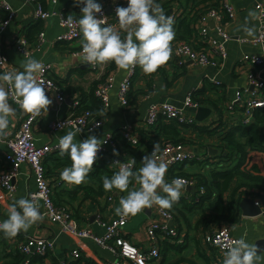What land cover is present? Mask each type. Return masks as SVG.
<instances>
[{
  "label": "crops",
  "instance_id": "obj_1",
  "mask_svg": "<svg viewBox=\"0 0 264 264\" xmlns=\"http://www.w3.org/2000/svg\"><path fill=\"white\" fill-rule=\"evenodd\" d=\"M7 1L15 9V13L12 19L3 27L0 34V42L8 55L7 64L9 68L12 71H22V63L27 57L35 58L40 62L42 60L49 61L51 63L52 74L61 82L66 94L65 98L58 99L52 91L45 87L46 95L52 100V104L49 106L47 115L37 118L33 123L34 135L37 142L58 139L68 131L75 130L76 127L73 125H64L52 131L48 124L50 120L57 116L76 111L73 101L76 98L80 100L84 92L83 99L85 103L89 102L90 95L88 91L94 79L99 74H104L105 71L106 73L110 71L114 74V80L109 89L110 104L106 109H103L102 115H100L102 122L94 129L88 130L78 126L81 131L77 133L76 142L83 141L89 136H95L100 139L108 130L118 131L120 124L127 120L134 121L137 127H143L145 126L146 108L150 101L166 98L180 104L186 91L194 85L197 87L201 86L203 77H207L216 86L211 88L207 83L198 94L201 98L200 104L208 105L210 111L202 119H198L195 117L197 108L187 110L190 109L187 107L185 109L193 113L194 121L189 124H177L179 132L184 136V145L189 149H195L198 155H200L198 159H203L207 154L218 151L217 145L221 141L223 127L221 123L214 129L211 126L215 125L219 120L217 118L219 117L220 109L222 119H225L222 113L226 99L236 86H240L246 81L245 69L247 67L243 63H240L242 52L244 50L260 51L264 48L263 44L243 40L242 37L246 36L245 33L237 31L238 27L244 24L246 20L249 21V26L254 27L256 31L258 18L254 0H229L233 7V14L226 19L225 26L230 32V37L226 41L227 53L220 68L216 69L212 65L197 64L192 61L189 63L185 62V66L182 67L184 68L183 72L179 73L167 84L164 75L167 74L170 77L174 70H179V67L172 64L171 60L164 66L165 72L158 70L151 75H145L139 67H136L131 89H134L135 86H140L143 90L135 93V100L129 101V104L125 105L119 101L117 86L119 80L127 72L118 69L114 63L104 65L101 73L96 72L88 64H85L82 61V56L73 52L83 42L82 33L80 37L76 38L66 40L56 39V34L61 29L58 11L65 10L67 13L80 18L83 5L75 6L73 0H45L41 4L55 11L43 18H34L32 16L33 8L40 1ZM100 1L108 6L107 8L109 9V5L118 0ZM207 1L204 0L195 5L194 9L198 12L204 9ZM190 2L189 0L188 3ZM122 3L127 7V0H122ZM171 3L173 11L179 14L183 6H180L177 0H171ZM5 13L6 9L0 6V14ZM250 13L253 15L250 16ZM208 23L213 25V20L209 18ZM109 25L117 26L118 20H113ZM19 29H22L24 33L29 35H26V37H28L30 42L31 39L35 38L37 31L43 29L45 39L42 41L40 47L33 48L28 54H25L12 43L16 31ZM214 79H218V82H215ZM146 80L151 81L152 86L149 90L145 91ZM213 99L216 100L217 104L212 101ZM9 102L17 110L16 117L10 121L8 132L11 134L25 113L20 106H17L11 100ZM260 132L264 140V122L260 124ZM7 148L8 146L5 141L0 142V151H5ZM119 148L133 157L131 150L125 149L121 144ZM205 149H208L207 154ZM210 158L216 160L217 156ZM206 164L208 163H204L203 165L191 163L186 168L183 161L179 163V168L188 172L201 171L206 174V169L204 168ZM219 164L223 163L220 162ZM45 166L47 177L53 185V196L72 208L73 215L81 225H87L92 227L96 232H102L103 225L96 220V217L101 214L104 216L116 215L115 208L119 207L121 197L126 196L127 193L114 190L111 192V197L107 196L109 192L105 190L101 193H96L94 191L96 183H94V179L91 177H87L86 184L94 185L93 188L76 187V185L65 183L60 179V173L65 167L71 166V160L67 154L62 156L60 151L54 150L49 153L45 158ZM168 171L166 173V180L167 182H171L168 177ZM262 171L264 172V166L262 167ZM208 176H210V173ZM13 180L15 188L11 195L3 203L0 202V220L2 222L7 219L9 206L20 198H29L28 191L35 187L33 172L30 165L25 161L19 164L18 171ZM191 186L187 185L186 188L191 190ZM136 187L135 182L130 185V189ZM229 190L230 188L225 190L224 198L228 197ZM187 193L189 194L185 195V192L182 191L180 200L172 208L174 215L169 222L176 226V236L173 235L162 239L159 257L149 264H157L158 261L160 263L177 261V264H223V259L215 257L216 247L209 242L206 235L224 222L228 223L235 235L239 237L244 236L247 242L255 243L258 246L261 259L257 264H264V216L260 212L244 214L239 207V217L234 221L201 219V212L211 210L216 195L196 202L197 199L194 192L189 191ZM261 193L263 194L264 201V191H261ZM37 201L40 204V212L44 216V219L33 225L27 232L22 233L52 237L53 244L46 253L33 254L30 264H59L58 260L65 257L73 247H79L82 250V256L70 258L69 264H99L112 256L111 251L95 243L91 237L76 235L68 229H63L60 221L50 220L42 212L43 205L41 199H37ZM152 218L164 219L157 206L146 209L136 216H129L123 228L132 241L139 245L147 246L148 239L145 233V225ZM179 237L181 240H178ZM14 241L15 238L8 239L4 237L3 233H0V264L12 256L9 248L14 246ZM7 264H13V262Z\"/></svg>",
  "mask_w": 264,
  "mask_h": 264
},
{
  "label": "built area",
  "instance_id": "obj_2",
  "mask_svg": "<svg viewBox=\"0 0 264 264\" xmlns=\"http://www.w3.org/2000/svg\"><path fill=\"white\" fill-rule=\"evenodd\" d=\"M95 2L102 5L103 16L107 17V22L117 19L115 9L118 6L121 7L118 1L109 5V9L100 0H95ZM0 6L6 9L5 14H0L1 34L5 24L14 16L15 9L7 0H0ZM254 6L257 9L258 18L256 31L253 36H243L242 39L264 45V0H254ZM54 11V9L44 7L41 2H37L33 8L32 16L34 18H43ZM58 14L61 29L56 34V39L66 40L80 37L81 31L78 24L69 25L65 23L67 16L71 13L59 10ZM232 14L233 7L229 0H208L204 9L200 10L194 19L193 24L196 28L197 36H192L191 39H174L171 45V58L179 63L190 59L194 63L209 64L219 69L227 53L226 41L230 37V32L225 26V21ZM71 15L76 21L79 20V17L76 15ZM169 15L174 20L176 13L173 11ZM97 18H101L100 14H97ZM209 18L213 20V25L208 23ZM44 39L45 32L43 29L37 31L35 38L31 39V42L23 30L19 29L16 31L12 43L17 49L28 54L33 48L40 47ZM198 41H200V44H198ZM82 43L79 44L76 50H73L74 53H78L81 56ZM0 60H2L0 61V73L12 71L7 64L8 55L1 42ZM41 63L44 65L42 79L46 84L45 87L52 91L58 99L65 98L66 94L61 82L52 74L51 63L45 60H42ZM240 63H243L247 67L245 69L246 81L240 86H236L224 103L222 114L225 119H222L221 115L223 130L227 127L225 125L237 119L243 122L250 121L254 114V108L258 105H264V48L260 51L244 50L240 56ZM89 66L98 73H101L104 68V66L99 65ZM134 70L122 76L117 86L119 101L125 105L129 104L127 93L131 86V76ZM97 79L94 92L99 97L103 109H106L110 104L109 89L112 86L114 74L109 71L105 76L99 74ZM214 81L218 82V79H214ZM195 87L197 86L194 85L186 91L180 104L166 98L150 101L146 108L145 126L143 127H148L149 124L153 123L160 113L165 118L175 119L180 124H189L194 121L193 113L187 110H194L200 104L199 94L197 93L196 96L193 93ZM78 102L79 99L76 98L73 101V105L76 107ZM16 105L19 106L18 104ZM187 107L190 109L186 110L185 108ZM101 122L102 117L100 115L96 114L90 107H83L78 111L53 118L48 125L52 131L64 125L81 126L91 130ZM33 123L34 121L27 114H24L17 127L5 140L8 148L3 152L5 166L0 170V202L3 203L11 195L15 188L13 177L18 171L19 164L25 161L30 165L35 180V187L28 191V197L35 200L41 199L43 205L42 212L50 220L60 221L63 229H68L76 235L89 236L95 243L112 252L111 257H108L106 261L99 264H149L157 259L160 255L162 239L173 235L176 236L177 234L176 226L169 222L173 218V211L171 210L165 215L158 208L164 219L152 218L147 222L145 225V233L148 239L147 246L135 243L126 234L123 227L129 216L98 215L96 220L103 225V231L100 233L94 231L90 226L81 225L73 215L72 208L53 196V185L46 174L44 158L54 150L60 151L58 144L61 137L50 141L37 142L34 135ZM139 128L134 121L127 120L120 124L118 131H106L100 139L101 142L103 140H107V142L102 143L97 157L106 156L111 166L118 170L120 164L116 161L124 164L131 163L133 157L119 148L120 139L118 133L131 141L134 147H144L145 142H139ZM159 136H156L154 143L149 145V152L151 153L154 145L158 144L160 149L158 155L163 158L168 166L184 159L200 157L195 149L187 148L183 141L161 140ZM113 149L119 152L118 156H113ZM177 177L185 179L188 182L187 185L196 183V177L193 174H176L170 180ZM136 188H138V185ZM199 190H203V185H199ZM183 191L185 195L189 194L187 193L189 192L187 188ZM107 196L111 197L112 193H109ZM195 198H197L196 195ZM254 199L260 206L259 212L264 216V203L257 196H254ZM0 222L2 221L0 220ZM17 236L14 241L15 245L24 255L17 264H30L33 254H44L53 244V238L44 235L26 233L23 238H18ZM206 238L216 247L215 257L224 259L223 245L240 237L232 232L228 223L224 222L208 232ZM178 240H181V238L179 237ZM81 256L82 250L79 247H73L65 257L58 260V263L69 264L70 258H79Z\"/></svg>",
  "mask_w": 264,
  "mask_h": 264
},
{
  "label": "clouds",
  "instance_id": "obj_3",
  "mask_svg": "<svg viewBox=\"0 0 264 264\" xmlns=\"http://www.w3.org/2000/svg\"><path fill=\"white\" fill-rule=\"evenodd\" d=\"M73 3L75 6L83 5L82 15L76 21L70 14L65 23L78 24L83 36L81 47L85 64L104 66L114 63L125 72L139 67L145 75H151L166 66L171 59V45L175 38L174 21L170 15L165 14L156 0H127V7H116L117 26L107 24L102 5L95 0H73ZM97 14L101 18H97ZM237 31H243L251 37L255 29L246 20ZM22 69L0 73V142L9 136L10 121L17 114L10 100L18 104L33 121L47 115L52 104L42 79L44 65L35 58L27 57L22 63ZM80 131L79 127L68 131L59 139L58 144L60 154H67L71 160V166L62 170L60 179L77 186L87 182L98 158L97 153L102 143L107 142H101L95 136L76 142ZM159 151L158 144H155L152 152L143 156L142 167L136 171H133L136 163L134 159L129 164L116 161L120 164L119 170L111 177H103V189L106 192L116 190L127 193L121 197L119 207L115 208L117 216H136L153 206L167 215L180 200L188 182L179 177L167 182L168 164L158 155ZM112 154L118 156L119 152L113 149ZM133 182L138 188L130 189ZM43 219L37 200L20 198L9 206L7 219L0 222V233L12 239ZM223 248V264H257L261 259L258 246L247 242L244 236L230 241Z\"/></svg>",
  "mask_w": 264,
  "mask_h": 264
},
{
  "label": "trees",
  "instance_id": "obj_4",
  "mask_svg": "<svg viewBox=\"0 0 264 264\" xmlns=\"http://www.w3.org/2000/svg\"><path fill=\"white\" fill-rule=\"evenodd\" d=\"M41 3H44L45 0H38ZM182 11L179 14H176L174 18L173 28L175 31V38L191 39L192 36H197V31L194 26V19L197 16L196 9L194 6L199 4L204 0H177ZM121 7H125V4L122 3V0H118ZM163 9L165 7L171 6V0H156ZM194 9V10H193ZM113 20L107 22L109 25ZM29 36L27 33H25ZM200 44V41H198ZM171 63L179 67V70H174L170 77L166 74L164 78L168 84L173 78H175L179 73L183 72L185 62H177L175 59L171 58ZM159 70L165 72L164 67H161ZM106 71L102 76H105ZM131 76V83L133 81V76ZM98 79H94L92 86L90 87L88 93L90 95V101L85 103L84 95L80 98L76 111L80 110L83 107H90L96 114L102 115L103 107L99 97L94 92V86ZM209 84L211 88H214L216 84L213 81L203 77V82L201 86L195 87L193 93H199L204 89L205 84ZM151 81L146 80V90L151 88ZM143 88L140 86H135L134 89H131V86L128 90L127 96L128 101L135 100V93L142 91ZM134 93V94H133ZM198 98L201 100L200 96ZM216 103V100H212ZM217 104V103H216ZM218 106V105H216ZM219 119V120H218ZM217 123L211 128H216L221 122V109L219 117L217 118ZM264 122V105H258L254 108V114L250 121L243 122L240 119L233 121L232 123L225 125L227 126L221 133V141L218 146V151L216 153L207 154L208 149H205L206 157H216V160H212L214 163H218L219 166L211 164L209 167L210 176L206 175L201 171L188 172L181 170L179 168V163L182 161L174 162L168 166V177L169 179L176 174L190 175L193 174L196 177V183L192 185L191 190L188 188V191L194 192L197 196L196 202L202 201L204 199L210 198L212 195H216L213 201L211 210L206 212L202 211L200 214L201 219L209 220H223V221H234L239 217V199L243 195L257 196L263 201V194L261 191H264V172L262 167L264 166V140L260 132V124ZM178 122L175 119H167L161 113L158 115L156 120L149 124L148 127H140V138L139 142H145L144 147H134L128 139L123 137L118 133L120 144L127 150L132 151L134 160L136 161L133 166V171L138 170L142 167V158L143 156L150 154L149 145L154 143L156 136H159L161 140L170 139L173 141H184V136L178 130ZM211 131V130H210ZM0 151V170L4 168L3 153ZM46 158V157H45ZM44 158V162H45ZM187 160V159H186ZM223 164H219V163ZM176 164V165H175ZM118 171L117 168L111 166L108 163L106 156H101L97 159L93 166V170L89 173L88 177L94 179L96 183L95 192H103V177H111L114 173ZM199 185H203V190H199ZM94 186V185H93ZM91 184L83 183L76 187H85L93 188ZM229 190V195L227 198H224L225 190ZM114 191V190H113ZM118 192V191H117ZM111 193V192H109ZM60 200V199H58ZM61 201V200H60ZM173 211V210H172ZM24 234L21 232L18 234V238H23ZM12 256L5 260L2 264H7L13 262L17 264L23 258V252L14 244L9 248ZM157 264H177V261L170 263H160Z\"/></svg>",
  "mask_w": 264,
  "mask_h": 264
},
{
  "label": "water",
  "instance_id": "obj_5",
  "mask_svg": "<svg viewBox=\"0 0 264 264\" xmlns=\"http://www.w3.org/2000/svg\"><path fill=\"white\" fill-rule=\"evenodd\" d=\"M163 10L166 15H169L173 12V7L168 6V7H165ZM185 62L189 63L191 62V60L187 59ZM209 111H210V107L208 105L200 104L197 107L195 117L198 119H202ZM239 207L241 209V212L244 214H253V213L260 211V206L255 202L254 197L250 195H243L240 197Z\"/></svg>",
  "mask_w": 264,
  "mask_h": 264
},
{
  "label": "rangeland",
  "instance_id": "obj_6",
  "mask_svg": "<svg viewBox=\"0 0 264 264\" xmlns=\"http://www.w3.org/2000/svg\"><path fill=\"white\" fill-rule=\"evenodd\" d=\"M217 131V130H216ZM184 163H185V167L187 168V166H189L191 163L192 164H195V165H198V164H204V163H208V164H206V165H204V168L206 169V174L207 175H209V173H210V170H209V167H210V165L211 164H213L214 162L212 161V159L210 158V157H205V158H203V159H198V158H194V159H187V160H185L184 161ZM215 164V166L217 165V166H219L217 163H214ZM201 165V166H202Z\"/></svg>",
  "mask_w": 264,
  "mask_h": 264
}]
</instances>
